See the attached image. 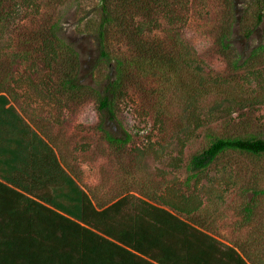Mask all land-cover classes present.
Here are the masks:
<instances>
[{"label":"trees","instance_id":"16d2710c","mask_svg":"<svg viewBox=\"0 0 264 264\" xmlns=\"http://www.w3.org/2000/svg\"><path fill=\"white\" fill-rule=\"evenodd\" d=\"M197 1L204 0H96L92 72L108 74L98 88L82 83L78 50L50 24V0H0V42L17 33L22 49L0 48V264H264V217L257 210L264 187L244 189L251 194L241 209L244 223L256 226L235 245L196 218L203 206L200 183L222 156H264L254 118L264 108V0H244L239 18L234 0L211 1L218 7L207 12L209 35L226 65L215 74L205 71L185 36ZM237 39L248 43L245 51ZM23 61L31 69L25 88L14 79ZM21 87L35 103L60 109L69 98L91 96L101 140L119 154L130 140L118 120L121 103L131 91L155 90L144 105L160 124L171 118L166 133L176 151L173 166L179 167L184 150L200 148L188 156L179 189L160 190L159 183L137 194L103 196L96 187H81L48 130L24 117Z\"/></svg>","mask_w":264,"mask_h":264},{"label":"rangeland","instance_id":"374dc122","mask_svg":"<svg viewBox=\"0 0 264 264\" xmlns=\"http://www.w3.org/2000/svg\"><path fill=\"white\" fill-rule=\"evenodd\" d=\"M211 1L196 2L193 19L185 28V36L194 47L205 71L215 74L225 72L226 65L214 48L209 35L213 20L211 12L210 14L207 12L209 8L218 7L216 2ZM243 1L234 0L238 18ZM49 5H53L48 12L52 15L50 24H58L59 37L67 43H72L79 52L82 83L98 88L104 86L107 71L100 68L94 72L95 76L92 72L98 59L95 37L98 22L96 0H50ZM16 7L18 6L15 5L14 9ZM235 32H238V25ZM16 34L9 35L10 39L6 38L5 43L0 42V48L9 53L21 51L19 45H16L17 37H13ZM257 38L255 40H258ZM237 42L239 50L247 49V42L242 39H237ZM9 62L13 64L12 58ZM29 68L30 63L23 61L20 73L14 76L15 81L20 80L24 88L27 75L31 71ZM45 72H42L43 75ZM22 87L17 89L22 95L19 100L23 108L21 113L29 122L36 121L42 130H48L46 131L50 136L48 140L54 146L62 163L73 166L70 171L80 186L86 190L96 187L103 196H114L125 190L137 194L141 190L149 191L159 183L162 184L158 187L160 190L166 186L179 189L186 177L184 166L188 156L200 148L196 144L189 152L184 150L180 168L173 166L176 151L174 144L171 143L173 141L171 133L170 135L166 133L170 129L171 118H163L164 123L160 124L154 118V112L150 109L148 111L144 105L145 97L155 95V90L131 91L121 103L118 120L122 128L130 134V140L119 154L113 151L114 148L109 149L101 140L97 130L101 117L91 96H81L78 102H75L78 99L69 98L72 101L68 100L66 105L63 104L64 108L60 109L61 105L51 102L43 105L37 100L35 103L32 94L29 95L30 92L27 96L22 94ZM171 94V90L168 89L167 96ZM169 103V110L172 112L174 104L172 106ZM254 115L257 126L264 136V125H259L264 123V108L256 110ZM37 128L41 132V129ZM107 128L114 134H122L121 129L114 125ZM252 184L264 187V156L253 157L236 153L222 156L200 183L199 197L203 206L196 218L219 240L237 244L256 226L255 222L248 225L244 223L241 210L251 196L250 192H245L244 189ZM257 210L258 215L264 217V197L259 198ZM255 238L260 237L256 235Z\"/></svg>","mask_w":264,"mask_h":264}]
</instances>
